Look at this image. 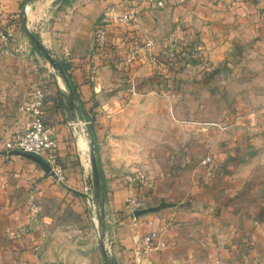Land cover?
Segmentation results:
<instances>
[{
	"label": "crops",
	"instance_id": "obj_1",
	"mask_svg": "<svg viewBox=\"0 0 264 264\" xmlns=\"http://www.w3.org/2000/svg\"><path fill=\"white\" fill-rule=\"evenodd\" d=\"M57 1L26 0L21 8L24 0H0L2 17L16 26L14 44L0 46V264H54L41 255V226L49 220L43 208L53 200L68 202L72 197L67 185L80 181L81 164L74 163L72 155V112L79 119L83 112L114 119L127 101L137 96L131 95V83L144 91L146 80L158 68L169 70L172 62H164L169 59L166 41L171 35L185 48L184 54L194 47L216 63L247 29L258 41L253 52L264 56V0L143 2L134 27H111L107 43L113 57L109 63L89 57L94 26L107 10L122 12L135 2L71 0L55 9ZM21 24L58 62L68 66L73 106L60 107L55 95L61 90L59 85H47L43 90V119L55 138L56 154L64 169L63 184L33 158L4 149L11 135L26 130L28 120L20 108L40 84L36 67L27 60ZM123 35H133L135 40L123 42ZM146 41L156 45V66L145 58L142 47ZM134 48L138 56L127 63ZM244 117L233 133L236 142L225 147L220 143L204 155L213 156L214 172L209 174L200 166L204 156L196 162L190 152H181L175 158L173 175L145 187L144 203L154 211L108 228L111 264H264V209L259 202L237 201L253 183L254 167L244 159L250 142L247 136L257 137L264 147V115ZM78 147L85 152L82 136ZM150 230L156 233L154 248L141 255V237ZM90 264L100 261L95 257Z\"/></svg>",
	"mask_w": 264,
	"mask_h": 264
},
{
	"label": "rangeland",
	"instance_id": "obj_2",
	"mask_svg": "<svg viewBox=\"0 0 264 264\" xmlns=\"http://www.w3.org/2000/svg\"><path fill=\"white\" fill-rule=\"evenodd\" d=\"M69 2L58 0L54 7L59 9ZM21 32L26 35L27 60L36 67L39 87L44 90L47 85H59L61 90L55 95L60 107L73 106L75 96H68L61 78L26 32ZM257 42L243 30L227 55L216 63L201 50L189 47L186 55L182 48L177 57L182 68L174 80L172 72L160 67L148 77L144 91L143 87L135 88L131 95L137 96L127 101L114 119L84 112L79 119L72 112V155L73 162L81 164L80 181L67 185L72 197L68 202L53 200L43 208L49 219L41 226V255L45 259L54 264H90L96 257L100 264H106L101 246L110 260L108 228L135 219L126 206L128 196L142 203L141 209L149 208L144 203L145 187L173 175L175 158L181 152H190L198 162L220 143L225 147L236 142L233 133L244 116L264 115V56L253 52ZM164 64L169 65V60ZM79 136L85 142V152L78 147ZM247 138L250 142L244 159L254 167L253 183L237 201L259 202L264 209V147L257 137L249 134Z\"/></svg>",
	"mask_w": 264,
	"mask_h": 264
},
{
	"label": "built area",
	"instance_id": "obj_3",
	"mask_svg": "<svg viewBox=\"0 0 264 264\" xmlns=\"http://www.w3.org/2000/svg\"><path fill=\"white\" fill-rule=\"evenodd\" d=\"M132 1H134L135 4L128 9L119 12L118 10L111 8L97 21L93 29L89 57L109 63L113 57V51L107 43V37L111 27L113 25H119L124 27V29L134 27L141 14L140 4L143 2L152 3L154 0ZM15 30V24L9 21L8 18H3L0 13V46H12L14 44ZM133 40H135L133 35H123V42L129 43ZM166 46L169 51V62H172L173 59L178 57L180 53L179 51L183 48L177 37L174 35L169 36L166 41ZM155 47L156 45L152 41H146L142 47L145 52V58L148 59L153 66L158 64ZM138 53V49L134 48L127 55L126 62L131 63L134 61L137 58ZM135 88V85L131 83V93H134ZM44 100L45 93L43 89L35 87L20 108V111L28 120L27 128L22 133L11 135L4 142V149L6 152H18L20 154L32 155L39 158L49 166L51 175L55 181L63 184L65 181L64 169L57 159L55 138L53 137L52 131L45 125L43 119ZM199 164L209 174L216 169L215 160L212 155L204 156ZM125 202L127 209L130 212H134L138 209L140 210L142 207V203L138 202L137 199L133 197H128ZM155 238L156 233L153 230L142 235L139 254H149L154 248Z\"/></svg>",
	"mask_w": 264,
	"mask_h": 264
},
{
	"label": "water",
	"instance_id": "obj_4",
	"mask_svg": "<svg viewBox=\"0 0 264 264\" xmlns=\"http://www.w3.org/2000/svg\"><path fill=\"white\" fill-rule=\"evenodd\" d=\"M33 1H35V0H28V3H32ZM25 32H26L27 36L29 37V39L31 40L32 44L41 53V55L48 61L50 66L54 69V71L57 73V75L61 78V80H62L67 92L69 93V95L74 96V92L70 86V83L67 79V76L65 75L60 63L48 51H46L43 48V46L41 45L39 40L33 34H31L26 27H25ZM22 155L33 158L39 165H41L47 172H49L51 174L49 166L46 163H44L42 160H40L39 158L34 157L32 155H26V154H22ZM92 167H93V169L96 168L94 160H93ZM95 177H97L96 172H95ZM153 211H154L153 208H145V209H141V210H136V211H134L133 214H134L135 218H138V217H141L143 215H147L149 213H152ZM101 252H102V260L104 262H106V264H111L110 260L107 259V256L104 254L105 250L102 248V246H101Z\"/></svg>",
	"mask_w": 264,
	"mask_h": 264
},
{
	"label": "trees",
	"instance_id": "obj_5",
	"mask_svg": "<svg viewBox=\"0 0 264 264\" xmlns=\"http://www.w3.org/2000/svg\"><path fill=\"white\" fill-rule=\"evenodd\" d=\"M25 1L26 0H24V2L22 3V5H21V8L23 7V4L25 3ZM67 1V0H66ZM21 30L23 31V32H25V29H24V26H23V24H21ZM182 60L181 59H178V58H175V59H173V61H172V63L170 64V66H169V70L172 72V79L174 80V77L173 76H175L174 74H177L178 72H179V70L182 68ZM60 65H61V67H62V69H63V71H64V73H65V75L67 76V78H68V80L70 81V76H69V74L67 73V71H68V66L67 65H65V64H63V63H61L60 62Z\"/></svg>",
	"mask_w": 264,
	"mask_h": 264
}]
</instances>
